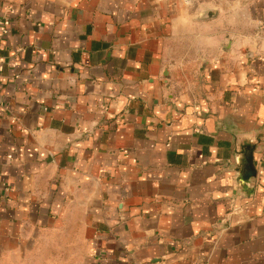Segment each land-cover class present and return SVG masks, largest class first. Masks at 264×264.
<instances>
[{"label": "crops", "instance_id": "1", "mask_svg": "<svg viewBox=\"0 0 264 264\" xmlns=\"http://www.w3.org/2000/svg\"><path fill=\"white\" fill-rule=\"evenodd\" d=\"M0 264H264V0H0Z\"/></svg>", "mask_w": 264, "mask_h": 264}, {"label": "water", "instance_id": "2", "mask_svg": "<svg viewBox=\"0 0 264 264\" xmlns=\"http://www.w3.org/2000/svg\"><path fill=\"white\" fill-rule=\"evenodd\" d=\"M234 146L235 172L237 173L236 191L249 197L253 192L251 181L256 176L254 153L257 151V144L248 135H237L234 138Z\"/></svg>", "mask_w": 264, "mask_h": 264}]
</instances>
